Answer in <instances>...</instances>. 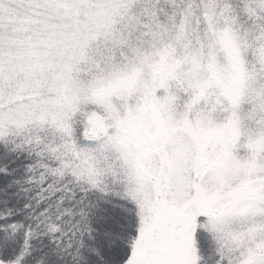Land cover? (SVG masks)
I'll return each instance as SVG.
<instances>
[{"label": "snow or ice", "instance_id": "1", "mask_svg": "<svg viewBox=\"0 0 264 264\" xmlns=\"http://www.w3.org/2000/svg\"><path fill=\"white\" fill-rule=\"evenodd\" d=\"M0 264H264V0H0Z\"/></svg>", "mask_w": 264, "mask_h": 264}]
</instances>
